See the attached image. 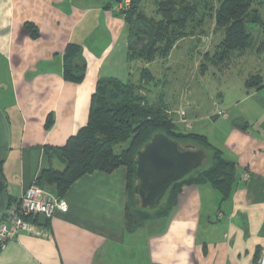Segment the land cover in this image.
I'll list each match as a JSON object with an SVG mask.
<instances>
[{
    "label": "crops",
    "instance_id": "0c3cea01",
    "mask_svg": "<svg viewBox=\"0 0 264 264\" xmlns=\"http://www.w3.org/2000/svg\"><path fill=\"white\" fill-rule=\"evenodd\" d=\"M125 7L126 0H0V106L11 127L2 168L14 202L50 167L45 146L64 145L87 124L98 81L130 79L137 61L129 59L133 31L121 14ZM71 42L82 46L87 67L80 83L63 77V55ZM257 45L236 56L244 58L250 50L249 60L257 65L240 81L232 65L225 69L227 80L210 97L207 111L200 110L202 79L188 91L187 117L195 116L190 131L205 134L237 165L228 199L222 201L209 183L185 185L169 214L128 231L127 167L95 170L61 196L67 211L50 218L36 215L35 232L9 241L0 251V264H259L264 250V41ZM256 73L263 77L262 86L246 87V78ZM50 114L54 122L46 128ZM52 163L64 167L57 157Z\"/></svg>",
    "mask_w": 264,
    "mask_h": 264
},
{
    "label": "trees",
    "instance_id": "16d2710c",
    "mask_svg": "<svg viewBox=\"0 0 264 264\" xmlns=\"http://www.w3.org/2000/svg\"><path fill=\"white\" fill-rule=\"evenodd\" d=\"M146 1L130 0L129 6L121 10L133 31L129 59L145 63L137 70L138 78L133 71L127 82L114 77L100 79L93 94L87 124L70 136L64 145L45 146L51 165L36 179L38 185L61 197L76 179L86 173L95 170L112 172L119 166H126L128 231H135L148 220L169 214L185 185L209 183L221 193L222 201L228 199L237 175L236 163L225 158L221 149L213 145L205 134L177 126L173 116L167 112V102L163 97L152 101L149 94L160 80L146 64L167 58L183 38L204 34L203 26L211 17L215 20L216 29L223 30V38L215 52H207L205 58L215 66L227 64L224 66L227 69L234 56L254 46L251 26L264 27L260 0H153L151 12L147 10ZM63 58V77L82 82L87 70L86 63L82 61V46L69 43ZM262 84L263 77L259 73L245 80L248 88H258ZM53 122L50 114L46 128H50ZM157 132L179 141L182 147L187 144L202 147L209 156L200 167L174 182L160 205L150 209L136 201L134 168L137 151ZM4 155H0L1 168ZM56 157L64 164L63 168L52 163ZM2 174L4 176L3 168Z\"/></svg>",
    "mask_w": 264,
    "mask_h": 264
},
{
    "label": "rangeland",
    "instance_id": "374dc122",
    "mask_svg": "<svg viewBox=\"0 0 264 264\" xmlns=\"http://www.w3.org/2000/svg\"><path fill=\"white\" fill-rule=\"evenodd\" d=\"M152 1H146L148 12H151L153 8ZM260 1L259 8L264 18V0ZM203 27L205 29L204 34H196L183 38L172 49L167 58H158L152 63L146 64L152 68L157 79L160 80V84L153 86L151 89L152 93L149 94L152 101H158L163 97L167 102V112L175 118L177 124H179L178 122L182 123V130H193L192 128L194 127L193 119L195 116L189 119L187 117L190 84L193 81H197L198 79L200 81L202 79L203 84H199L204 91L205 99H203L200 110L205 112L210 108V97L213 93L223 89L224 85L222 84H224L226 79L223 77V71L225 72L224 66L227 64L221 63L219 66H215L205 58L207 52H210V54L215 52L216 46L223 38V30L216 29L215 20L211 17L207 19ZM251 27L254 33V42L260 45L261 40L264 41V27L261 25H252ZM253 52L256 53V51ZM251 54L253 53L249 50L244 58L236 59V56H234L229 62L232 65L230 68L231 72L236 74L235 80L240 81L244 77L243 75L247 76L246 74L253 63L257 65L258 62L255 59L253 62L249 60L252 56ZM144 65L145 63L139 61L133 64V71H135L137 78L138 68ZM144 93L148 94V91H144Z\"/></svg>",
    "mask_w": 264,
    "mask_h": 264
},
{
    "label": "water",
    "instance_id": "95a60500",
    "mask_svg": "<svg viewBox=\"0 0 264 264\" xmlns=\"http://www.w3.org/2000/svg\"><path fill=\"white\" fill-rule=\"evenodd\" d=\"M239 117L233 120V123ZM11 127L8 116L0 106V155L9 151ZM209 156L206 149L180 142L165 133L157 132L137 151L135 157V194L138 204L145 208L158 207L168 188L176 181L200 167ZM11 197L7 180L0 163V221L3 219Z\"/></svg>",
    "mask_w": 264,
    "mask_h": 264
},
{
    "label": "built area",
    "instance_id": "2783aa9c",
    "mask_svg": "<svg viewBox=\"0 0 264 264\" xmlns=\"http://www.w3.org/2000/svg\"><path fill=\"white\" fill-rule=\"evenodd\" d=\"M130 0H126V7ZM217 113L222 117H229L228 112L218 110ZM245 179H249L251 174L245 172ZM68 202L64 197L56 196L51 191L41 187L36 181L27 187L21 198L10 203L3 219L0 221V251L4 249L9 241L16 239L20 233H33L37 225L32 220L36 215L52 217L56 211H67ZM259 264H264V250L258 260Z\"/></svg>",
    "mask_w": 264,
    "mask_h": 264
}]
</instances>
